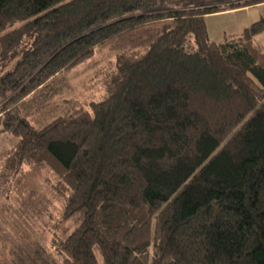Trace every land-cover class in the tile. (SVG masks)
I'll return each instance as SVG.
<instances>
[{
	"label": "trees",
	"instance_id": "trees-1",
	"mask_svg": "<svg viewBox=\"0 0 264 264\" xmlns=\"http://www.w3.org/2000/svg\"><path fill=\"white\" fill-rule=\"evenodd\" d=\"M261 2L0 0V133L18 139L0 194L47 167L64 202L60 260L38 242L14 264H264V19L221 43L205 21ZM158 23L106 66L99 98L32 124L54 78Z\"/></svg>",
	"mask_w": 264,
	"mask_h": 264
},
{
	"label": "rangeland",
	"instance_id": "rangeland-1",
	"mask_svg": "<svg viewBox=\"0 0 264 264\" xmlns=\"http://www.w3.org/2000/svg\"><path fill=\"white\" fill-rule=\"evenodd\" d=\"M161 26V23L150 25L98 45L83 64L57 76L50 86L44 87L39 95L42 102L36 103L35 108H27L24 113L29 114L32 124L40 127L55 118L68 102L99 98L103 93L101 78L115 55L126 48L148 45L150 34ZM27 47L28 43L24 42L16 49L9 69ZM188 50L194 51L192 36ZM17 140L11 134L0 133V165ZM24 169L26 178L21 187L12 193L0 194V264H14V256L20 249L27 250L38 242L60 260L56 248L61 239L50 228L62 216L64 207L63 198L51 187L58 177L47 167L37 171L26 165Z\"/></svg>",
	"mask_w": 264,
	"mask_h": 264
},
{
	"label": "crops",
	"instance_id": "crops-1",
	"mask_svg": "<svg viewBox=\"0 0 264 264\" xmlns=\"http://www.w3.org/2000/svg\"><path fill=\"white\" fill-rule=\"evenodd\" d=\"M260 19H264V2L205 16L209 39L215 43L223 42L226 35L242 32ZM256 40L264 48V32L257 35Z\"/></svg>",
	"mask_w": 264,
	"mask_h": 264
}]
</instances>
